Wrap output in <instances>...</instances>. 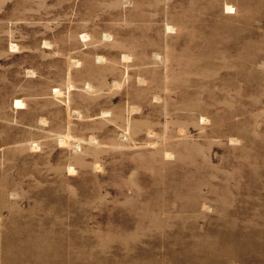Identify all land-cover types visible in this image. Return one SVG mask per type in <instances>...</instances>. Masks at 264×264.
Masks as SVG:
<instances>
[{
    "label": "rangeland",
    "instance_id": "374dc122",
    "mask_svg": "<svg viewBox=\"0 0 264 264\" xmlns=\"http://www.w3.org/2000/svg\"><path fill=\"white\" fill-rule=\"evenodd\" d=\"M0 264H264V0H0Z\"/></svg>",
    "mask_w": 264,
    "mask_h": 264
}]
</instances>
